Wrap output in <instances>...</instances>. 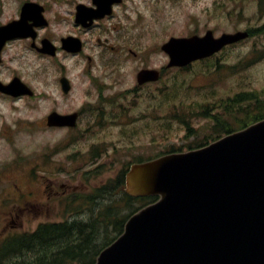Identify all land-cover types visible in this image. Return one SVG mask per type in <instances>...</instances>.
Instances as JSON below:
<instances>
[{
  "label": "rangeland",
  "instance_id": "rangeland-1",
  "mask_svg": "<svg viewBox=\"0 0 264 264\" xmlns=\"http://www.w3.org/2000/svg\"><path fill=\"white\" fill-rule=\"evenodd\" d=\"M26 1L49 8L50 25L40 32L42 37L49 35L61 46V38L79 32L84 50L83 56L59 52L51 58L33 51L29 42L17 41L4 51L7 78L9 72L17 74L36 95L19 99L0 95V230L4 226L6 241L36 232L50 221L97 220L103 227L95 242L98 249L119 235L113 222L125 223L146 204L140 199L127 203L116 187L109 191L112 180L134 162L211 143L218 138L215 121L202 115L203 109L242 91L264 89V58L242 68L251 52L264 50V29L226 49L220 59L187 69L168 67L170 58L162 46L172 37L203 36L207 30L220 36L262 29L264 0H126L115 18L86 30L73 19L76 6H90L92 0H0V25L18 18ZM216 62L236 67L235 72L224 67L223 73L214 72ZM142 69L159 71L161 79L140 85L137 75ZM62 77L73 86L67 96L59 85ZM102 85L116 92L111 104L98 101L96 89ZM53 111L80 112V128H49L46 118ZM174 113L191 126L175 120ZM96 121L101 127H95ZM231 123L235 127L239 121ZM71 135L79 137L71 140ZM71 183H79L83 193L76 197L81 202L75 200L69 207L83 209L80 216L77 210L71 215L55 213L51 207L67 205L72 197L52 192ZM107 185L111 186L109 193H102L104 198L88 204L80 200L86 201L93 187ZM22 257L34 258L26 251Z\"/></svg>",
  "mask_w": 264,
  "mask_h": 264
},
{
  "label": "water",
  "instance_id": "water-1",
  "mask_svg": "<svg viewBox=\"0 0 264 264\" xmlns=\"http://www.w3.org/2000/svg\"><path fill=\"white\" fill-rule=\"evenodd\" d=\"M115 2L94 0L98 10L78 6L77 21L102 18ZM36 7L26 4L22 19L3 28L0 50L9 38L35 37L27 21L37 17ZM248 36L215 39L209 31L204 37L172 38L162 49L170 67H184ZM71 44L65 41L64 47ZM158 79L156 71L139 74L141 84ZM61 81L68 91V81ZM76 118L53 113L48 124L72 126ZM125 189L133 197L160 199L129 219L96 264H264V121L201 150L135 163Z\"/></svg>",
  "mask_w": 264,
  "mask_h": 264
},
{
  "label": "trees",
  "instance_id": "trees-1",
  "mask_svg": "<svg viewBox=\"0 0 264 264\" xmlns=\"http://www.w3.org/2000/svg\"><path fill=\"white\" fill-rule=\"evenodd\" d=\"M257 51L258 50H254L248 55V59L242 64L243 69L251 67L264 58V54L257 55ZM222 67L230 73L235 72L234 68H236L234 66L226 67V63L216 62L213 66L214 72L223 73ZM203 112L202 115H206L207 118L209 117L211 120L215 121L213 129L214 134L231 133L235 130L231 123V119L239 121L243 128L264 118V89L262 91L239 92L233 97L221 99L220 104L214 103L213 105H207L206 108L203 109ZM173 118L179 122H183L187 128L191 126L190 123L184 121V118L181 117L179 113H174ZM170 152H176V150H171ZM112 184H114V186L109 191L116 188L119 189L120 186L124 184V172L120 173L116 179L112 180ZM110 186L111 185H107L96 189L84 202L88 204L89 202L93 203L100 198H104L102 193H109L108 189ZM126 199L127 203L135 200L127 195ZM140 200H144L146 203L145 205H147L154 202L156 198H144ZM119 211L121 212V209ZM112 224H114L116 232L119 233L117 236L119 237L124 230L125 223H123V219L118 220L116 223L113 222ZM102 228L103 227L99 225L97 220L88 222L87 220H75L72 222L42 224L36 232L14 237L7 241L1 252L3 257L0 258V263L69 264L76 262V264H95L101 251L117 238L116 237L105 246L96 249L95 242L99 238V231ZM25 251L30 252L34 258H23L22 254H24Z\"/></svg>",
  "mask_w": 264,
  "mask_h": 264
},
{
  "label": "flooded vegetation",
  "instance_id": "flooded-vegetation-1",
  "mask_svg": "<svg viewBox=\"0 0 264 264\" xmlns=\"http://www.w3.org/2000/svg\"><path fill=\"white\" fill-rule=\"evenodd\" d=\"M98 24L99 23L96 22L91 27H89L87 29H91ZM79 27L82 28L81 26H79ZM110 89H111L110 87L105 86V85H102L101 87H97L96 92H97L99 102H102L105 105L111 104L113 102V98L116 96V92L114 91V89H113V91H110ZM92 103H95L94 99H93ZM97 111H99V110H97ZM80 116L81 115L79 114V117ZM95 127H101V125H99L96 121ZM60 189H62V192L60 191ZM81 192H82V190L80 189L79 183L77 185L71 183L70 185L63 184L61 186L55 187L53 189L52 193L56 194V196L62 194L66 197H70V196L75 197L76 195L80 194ZM38 212H41V209ZM47 212L49 213V210ZM4 231H5L4 229L0 230V240L3 238Z\"/></svg>",
  "mask_w": 264,
  "mask_h": 264
}]
</instances>
